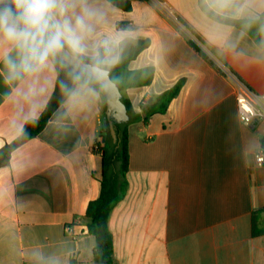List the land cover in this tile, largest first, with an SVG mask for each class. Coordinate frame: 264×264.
Here are the masks:
<instances>
[{"label": "crops", "instance_id": "0c3cea01", "mask_svg": "<svg viewBox=\"0 0 264 264\" xmlns=\"http://www.w3.org/2000/svg\"><path fill=\"white\" fill-rule=\"evenodd\" d=\"M130 1L127 12L99 0L106 19L98 38H116L119 57L125 43L150 40L130 68L154 67V80L123 97L141 113V104L186 82L166 114L128 126V188L109 217L114 264H264V213L253 218L264 208V165L256 162L264 121L243 124L236 103L237 80L264 93V48L201 5L248 19L264 12V0ZM54 83L39 118L64 96ZM7 91L0 76V152L11 145L0 165V264H95L86 209L101 190L94 146L105 97H66L38 134L20 141Z\"/></svg>", "mask_w": 264, "mask_h": 264}, {"label": "clouds", "instance_id": "9594fccd", "mask_svg": "<svg viewBox=\"0 0 264 264\" xmlns=\"http://www.w3.org/2000/svg\"><path fill=\"white\" fill-rule=\"evenodd\" d=\"M105 19L99 0H0V76L18 134L46 108L53 77L69 101L116 92L117 39L98 38Z\"/></svg>", "mask_w": 264, "mask_h": 264}, {"label": "trees", "instance_id": "16d2710c", "mask_svg": "<svg viewBox=\"0 0 264 264\" xmlns=\"http://www.w3.org/2000/svg\"><path fill=\"white\" fill-rule=\"evenodd\" d=\"M115 7L124 11L132 10L130 0H107ZM203 10L215 20L226 25L236 27L247 32L255 43L264 48V12L256 13L254 18L233 19L220 16L207 8L201 2ZM130 23H118L119 29H128ZM192 32V31H191ZM193 33V32H192ZM189 44L213 67L219 69L216 62L197 44L189 38ZM150 46V40H139L136 43L127 42L123 45V50L119 62L111 70V78L123 94L131 88H139L152 84L155 77L154 67H145L139 70H132L130 64L145 49ZM186 80L181 79L175 86L163 93L152 97L147 102L140 105L141 113H137L131 101L122 97V102L127 108L129 121L123 124H115L117 142H113L112 135L108 129V134H104L102 129L100 140L95 145L94 151L102 157V178L101 190L97 199L90 202L86 209V217L89 218V233L95 237L96 247L94 251L95 264H114V241L109 229V217L113 208L124 198L127 188V175L129 173V131L131 123L141 122L147 125L156 115L167 113L171 102L180 94ZM104 96V94H102ZM53 100L45 113L36 123L26 125L27 136L22 135L20 141H25L38 134L46 125L54 108L61 104L66 96L57 97ZM261 147L264 151V137L261 138ZM11 145H7L0 152V165L3 158L9 154ZM264 213V208L253 213L256 220L258 214ZM71 264H74L72 261Z\"/></svg>", "mask_w": 264, "mask_h": 264}, {"label": "built area", "instance_id": "2783aa9c", "mask_svg": "<svg viewBox=\"0 0 264 264\" xmlns=\"http://www.w3.org/2000/svg\"><path fill=\"white\" fill-rule=\"evenodd\" d=\"M236 83V103L241 122L251 125L255 121H264V93H256L238 80ZM97 148L95 145L94 149ZM256 162L264 165V153L256 155Z\"/></svg>", "mask_w": 264, "mask_h": 264}, {"label": "water", "instance_id": "95a60500", "mask_svg": "<svg viewBox=\"0 0 264 264\" xmlns=\"http://www.w3.org/2000/svg\"><path fill=\"white\" fill-rule=\"evenodd\" d=\"M106 111L103 117L104 134H108V129L113 138V142H117V134L115 124H123L129 121V115L126 106L122 102L123 94L116 85V92L112 96H105Z\"/></svg>", "mask_w": 264, "mask_h": 264}, {"label": "rangeland", "instance_id": "374dc122", "mask_svg": "<svg viewBox=\"0 0 264 264\" xmlns=\"http://www.w3.org/2000/svg\"><path fill=\"white\" fill-rule=\"evenodd\" d=\"M61 74V77L63 76V73H60Z\"/></svg>", "mask_w": 264, "mask_h": 264}]
</instances>
